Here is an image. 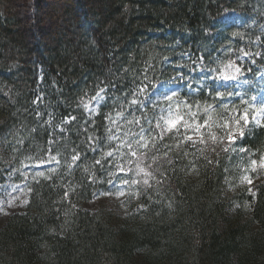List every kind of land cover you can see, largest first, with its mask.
<instances>
[{"label":"trees","instance_id":"trees-1","mask_svg":"<svg viewBox=\"0 0 264 264\" xmlns=\"http://www.w3.org/2000/svg\"><path fill=\"white\" fill-rule=\"evenodd\" d=\"M232 15L243 27L231 40L222 21ZM226 45L236 51L231 60L243 66L244 93L254 94L264 70V0H0V181L13 153H46L54 138H61L62 151L57 174L31 184L26 207L0 227V264H264V170L249 169L244 153L243 161L218 148L201 155L185 142L164 156L162 145L175 144L166 136L160 150L149 154L156 161L142 164L152 166L150 186L135 189L143 194L130 196L121 186V216L108 207H86L120 184L106 183L107 173L94 169L92 183L83 170L98 153L82 142L93 128L103 135L110 126L104 117L115 114L113 96L127 97L132 81L151 64L154 82L178 72L188 77L176 82L187 102L194 95L189 85L197 90L199 70L177 65L197 68L192 59L198 57L211 65ZM244 48L251 57L240 62L237 52ZM99 87L108 93L106 103L88 115L81 98L87 103ZM154 90L141 98L144 103ZM125 115L131 119L140 112L129 107ZM70 116L76 120L61 123ZM236 143L258 162L264 128L254 127ZM77 145L88 159L69 171ZM253 172L259 176L251 188L255 196L238 186L241 174Z\"/></svg>","mask_w":264,"mask_h":264},{"label":"snow or ice","instance_id":"snow-or-ice-1","mask_svg":"<svg viewBox=\"0 0 264 264\" xmlns=\"http://www.w3.org/2000/svg\"><path fill=\"white\" fill-rule=\"evenodd\" d=\"M233 35H239L233 33ZM241 54L247 56L249 53L240 50ZM185 55H189L185 53ZM191 59V56H189ZM166 59V58H165ZM210 59V57L208 58ZM216 67L207 66L204 63L203 57L192 59V64L197 65V68H191L186 65H177V67H189L190 71H196L203 69L209 73V75L201 77L197 80V83L201 81H207L209 79L216 81H234L239 74H242V65H238L231 59L227 61L218 60L214 62ZM155 72V69L151 64L143 69V74L135 77L132 81V87L128 89V96H113L112 111L114 115L106 114L105 119L110 126H104V134L99 135L96 133L95 128L92 129L91 134L87 135L83 143V148L87 151L98 153L97 156L92 157L91 165H85L83 170L86 173H90L89 179L92 183H96L95 171L106 172L108 179L106 183L113 184L115 179L120 180V185L126 186L129 195L143 194L135 191L137 186H150L147 177L152 175L151 165H144V161L151 158L153 162L156 161V157H150L149 154L155 150L159 151L158 144L164 140L167 136L168 139L174 140V145H162L167 149L163 153L164 156L168 155V151H171L174 147L183 148L185 142H191L190 146L197 149L201 155L211 147L212 151H216L217 148L225 153H236L237 158L241 161L244 160V156L240 154L244 153L250 160V169L256 170L257 160L252 159V153L250 150H246L244 147L237 146V140L253 132L254 127L264 128V123L258 117H264V101L256 107H253L251 101L255 97L249 100L240 99L239 103L235 101L231 103L224 102L228 97L233 95L239 96V93H233L230 90L225 89L219 91L211 88V86L204 84L199 90L201 92V100H191L186 102L180 93L176 91L160 92L156 100H151V107L144 103L142 97L148 96L151 89L156 88V83H176L177 81H186L188 77L183 73H177L176 76L168 78L166 81L156 80L149 75V71ZM109 88L116 87L115 84L107 85ZM192 91H197L191 88ZM207 91L211 96L208 99L204 96V92ZM108 95L105 91V87H99L95 91L94 95L87 98V103L84 102L83 97L81 103L85 109L89 110V114H95L98 106L106 103L105 97ZM87 96V93L84 94ZM130 97V98H129ZM40 98L37 97V100ZM95 102L96 107L89 108V104ZM129 107H133L136 111L140 112L139 116L132 115L129 119L125 113ZM143 108H147L148 111H143ZM202 114V115H201ZM39 116L40 113H37ZM51 116V113L49 114ZM75 116H70L61 121L62 124H68L70 121H75ZM200 120V123H197ZM121 121H123L121 123ZM251 121V124H250ZM154 122V123H153ZM50 123V121L46 122ZM95 124V121L92 122ZM147 123L148 127L145 128L144 124ZM131 126V127H129ZM99 127V126H97ZM133 127H138V131H133ZM203 129V131H202ZM32 131H35L33 129ZM61 131H64L62 128ZM85 131H88L85 128ZM61 138H54L48 141V149L45 153L43 149H38L33 155L27 156L25 159L28 161H36L40 164H53L57 167L60 165L58 156L62 155V151L59 148ZM17 143L22 144L23 140H18ZM198 145H205L204 148L198 147ZM67 149V144L64 146ZM80 145L74 147L71 151L70 161L67 162V168L72 170L73 165L81 167L80 161H85L88 158L84 156L83 151L79 150ZM16 149H14L15 151ZM55 152V154H53ZM184 155H188L187 152ZM135 158V159H133ZM205 159L207 157L205 156ZM171 163V160H168ZM208 163H213L212 160H208ZM135 165L134 168H130L129 165ZM111 165V167H106ZM96 166H99L96 168ZM259 168L264 169V151L259 155ZM239 167V165H236ZM93 169L95 171H93ZM19 171V169H16ZM117 173H128V177H119ZM57 174V168H48L46 171H35L32 175V180L36 183L40 182V178L44 180H51L54 175ZM140 174H143L144 179H140ZM226 181L228 177L225 178ZM240 182L243 184L247 182L251 184V179L244 174H241ZM69 188L71 185L69 184ZM31 191V188H29ZM114 191L116 194L125 195L124 189L121 186L114 185ZM249 192L255 196V192L251 188ZM64 197H68V191H65Z\"/></svg>","mask_w":264,"mask_h":264},{"label":"rangeland","instance_id":"rangeland-1","mask_svg":"<svg viewBox=\"0 0 264 264\" xmlns=\"http://www.w3.org/2000/svg\"><path fill=\"white\" fill-rule=\"evenodd\" d=\"M222 26L224 28L230 29V33L226 35L228 39H235L236 35H233V33H239L240 28L243 27L242 24H240V21L235 15L227 17L224 21H222ZM249 28L253 26L252 22H249ZM254 41V40H253ZM251 44H255L254 42H251ZM243 50L244 52H247V50ZM238 50L237 52V58L240 62H245L250 59L251 53L248 51L249 55L245 56L241 54V51ZM236 51L231 50L227 45L224 46L222 49H220L215 57L214 61L211 65V67H216L215 61L223 60L227 61L231 59V56ZM209 75V73L203 69H199L198 76L204 77ZM258 85L253 90L252 95H247L244 93V90L246 88L247 79L243 74H239L237 76V79L234 81H216L209 79L207 81H201L197 85V90L199 91L204 84H207L211 86V88L219 91H224L225 89L232 91L233 93H239V96L233 95L232 97H228L224 102L231 103L235 101L236 103H239L240 99L249 100L252 97H255L254 100L251 101L253 107H256L260 104L261 101H264V70L259 73L258 77ZM181 86L178 83H161L159 84L155 90L150 94L147 102L145 104L148 105V107H151L150 101L156 100L159 96L160 92H170V91H176L177 93L181 92ZM188 92L191 93L192 90L188 89ZM194 95L191 98V100H197L199 101V98H196V92L193 91ZM201 94V92L199 91ZM204 95L208 97V99H211V96L208 94L207 91L204 92ZM201 100V99H200ZM189 102V101H187ZM96 107L95 102L92 104H89V108ZM85 112L89 114V110L85 109ZM93 115V114H92ZM202 115V114H201ZM261 119L262 123H264V117H258ZM123 121H121L122 123ZM200 120H197V123H200ZM154 123V122H153ZM147 125V123H146ZM148 126V125H147ZM261 128V127H258ZM133 130V131H138ZM203 130V129H202ZM16 153H13L10 158H8V162H6L4 167V180L0 181V227L5 223L7 218L15 213H20L23 211V209L26 207L28 198H29V188L31 184L36 183L32 180V175L35 171H46L48 168H58L55 163L53 164H40L35 161H28L25 158L26 157H14ZM250 163V161H248ZM259 161L257 162L256 170L259 168ZM250 169V167H248ZM16 169H19L17 171ZM260 170H264L259 168ZM255 170V171H256ZM250 172V171H249ZM248 177L251 179V184H248L247 182L242 183L240 182V179H238V186L241 188H252L255 182H257L258 175H255L251 173ZM43 178H40L42 180ZM118 186H122L120 184H117ZM124 196V195H123ZM123 196H120L115 193L114 191V185L110 189H108L105 192H102L101 194L97 195L91 202L87 204V208L91 210H98L102 207H108L110 212L113 214H116L118 216H121V213L123 211V204H122V198Z\"/></svg>","mask_w":264,"mask_h":264}]
</instances>
